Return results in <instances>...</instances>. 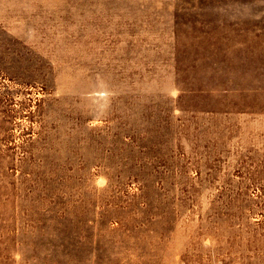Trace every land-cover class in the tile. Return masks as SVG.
<instances>
[{
	"label": "rangeland",
	"instance_id": "1",
	"mask_svg": "<svg viewBox=\"0 0 264 264\" xmlns=\"http://www.w3.org/2000/svg\"><path fill=\"white\" fill-rule=\"evenodd\" d=\"M0 264H264V0H0Z\"/></svg>",
	"mask_w": 264,
	"mask_h": 264
}]
</instances>
